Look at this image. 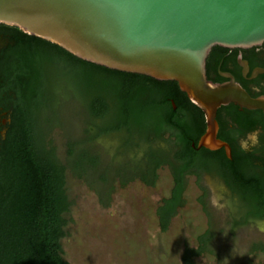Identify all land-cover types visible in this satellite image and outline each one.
I'll return each mask as SVG.
<instances>
[{
  "label": "trees",
  "instance_id": "trees-1",
  "mask_svg": "<svg viewBox=\"0 0 264 264\" xmlns=\"http://www.w3.org/2000/svg\"><path fill=\"white\" fill-rule=\"evenodd\" d=\"M69 105L81 114L79 138L64 130L62 116ZM0 108L9 118L0 143V264H70L61 243L73 206L67 172L90 189L109 185L113 177L122 186L138 179L153 187L157 171L167 167L173 186L156 211L163 233L183 207L191 176L197 183L204 176L223 182L237 211L234 227L264 220V134L260 156L247 155L235 148L234 134L224 121L218 138L232 147V158L223 151L197 150L204 115L174 82L86 63L56 45L0 25ZM227 114L240 131L264 128L257 113L251 124L234 106ZM56 126L66 140L65 163L50 137ZM106 140L117 143L113 151ZM97 147L112 157L109 165H103ZM91 174L95 186L88 181ZM106 190L100 194L104 206L112 187ZM213 237L209 229L195 248L184 243L181 264L211 254ZM257 251L264 253V247L254 246Z\"/></svg>",
  "mask_w": 264,
  "mask_h": 264
},
{
  "label": "water",
  "instance_id": "water-1",
  "mask_svg": "<svg viewBox=\"0 0 264 264\" xmlns=\"http://www.w3.org/2000/svg\"><path fill=\"white\" fill-rule=\"evenodd\" d=\"M0 25L86 63L176 83L204 115L197 150L223 149L231 158L229 145L218 138L220 108L233 104L264 116V98H251L233 81L214 84L206 76L214 47L264 43V0H0Z\"/></svg>",
  "mask_w": 264,
  "mask_h": 264
},
{
  "label": "rangeland",
  "instance_id": "rangeland-1",
  "mask_svg": "<svg viewBox=\"0 0 264 264\" xmlns=\"http://www.w3.org/2000/svg\"><path fill=\"white\" fill-rule=\"evenodd\" d=\"M62 120L70 138L81 136V114L75 106L63 111ZM50 137L56 155L65 163L66 140L57 126ZM105 145L113 151L117 143L106 140ZM96 150L103 165H109L112 157L101 147ZM94 177H87L93 186ZM157 177L153 187L138 179L122 186L120 178L113 177L109 185L98 183L90 189L86 181L67 172V194L73 206L67 236L61 242L64 259L70 264H181L184 243L195 248L198 238L210 229L212 253L195 258L194 264H264V253L253 252L254 246L264 247V220L234 227L237 211L231 194L222 181L211 176L199 183L192 176L187 178L183 207L168 230L161 232L156 211L169 196L173 181L165 166ZM109 186L110 201L104 206L100 194Z\"/></svg>",
  "mask_w": 264,
  "mask_h": 264
},
{
  "label": "flooded vegetation",
  "instance_id": "flooded-vegetation-1",
  "mask_svg": "<svg viewBox=\"0 0 264 264\" xmlns=\"http://www.w3.org/2000/svg\"><path fill=\"white\" fill-rule=\"evenodd\" d=\"M206 76L208 81L214 84L233 81L251 98H264V43L248 49L214 47L206 60ZM231 106L236 107L240 113L246 115L248 117L246 120L250 124L253 120V113L261 115L264 119L263 113L259 110L249 111L230 104L217 111L218 134L220 132V122L227 121L229 123L228 130L233 132L235 137V148L247 155L260 156L259 151L263 147L260 138L264 134V128L258 125L255 128L252 127L249 131H240L237 123H234L227 114V108ZM8 124V114L0 108V143L5 140ZM229 147L232 158V147L230 145ZM219 151L224 152L223 149Z\"/></svg>",
  "mask_w": 264,
  "mask_h": 264
}]
</instances>
